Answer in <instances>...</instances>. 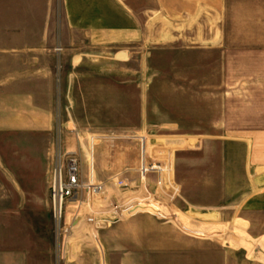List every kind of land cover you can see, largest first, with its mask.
<instances>
[{"label": "rangeland", "instance_id": "374dc122", "mask_svg": "<svg viewBox=\"0 0 264 264\" xmlns=\"http://www.w3.org/2000/svg\"><path fill=\"white\" fill-rule=\"evenodd\" d=\"M216 30L209 43L174 28L145 52L74 33L54 131L0 134V264H264L263 204L241 201L258 139L238 137L255 124L240 117L264 67V0H226ZM67 149L105 189L56 222Z\"/></svg>", "mask_w": 264, "mask_h": 264}, {"label": "crops", "instance_id": "0c3cea01", "mask_svg": "<svg viewBox=\"0 0 264 264\" xmlns=\"http://www.w3.org/2000/svg\"><path fill=\"white\" fill-rule=\"evenodd\" d=\"M225 10L226 0H1L0 134L54 131L58 89L68 99L72 95V72L66 67L74 57V33L85 34L93 47L138 45L144 52L154 40H176L174 28L192 42L217 43ZM158 26L159 39L153 33ZM202 26L207 33H201ZM259 73L255 99L242 104L240 117L255 124L238 137L258 139L248 154L252 193L241 201L257 200L264 211V67ZM65 153L71 157L76 151Z\"/></svg>", "mask_w": 264, "mask_h": 264}, {"label": "built area", "instance_id": "2783aa9c", "mask_svg": "<svg viewBox=\"0 0 264 264\" xmlns=\"http://www.w3.org/2000/svg\"><path fill=\"white\" fill-rule=\"evenodd\" d=\"M66 160L67 164L64 171L61 170L55 174L51 188L53 214L56 222H62L64 219L65 205L68 201L79 199L84 192L98 195L104 192L105 189L103 184H96L90 179H86L83 172V163L78 156L74 155Z\"/></svg>", "mask_w": 264, "mask_h": 264}]
</instances>
